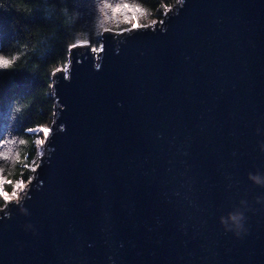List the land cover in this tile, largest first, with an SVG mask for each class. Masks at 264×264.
Segmentation results:
<instances>
[{"label": "water", "instance_id": "1", "mask_svg": "<svg viewBox=\"0 0 264 264\" xmlns=\"http://www.w3.org/2000/svg\"><path fill=\"white\" fill-rule=\"evenodd\" d=\"M100 41L54 72L0 264H264V0H179Z\"/></svg>", "mask_w": 264, "mask_h": 264}, {"label": "trees", "instance_id": "2", "mask_svg": "<svg viewBox=\"0 0 264 264\" xmlns=\"http://www.w3.org/2000/svg\"><path fill=\"white\" fill-rule=\"evenodd\" d=\"M178 1L0 0V59L9 61L0 68V153H8L0 155L4 192L13 193L17 183L34 176L44 139L34 130L53 126L54 72L68 65L70 45L87 39L100 48L104 31L161 23ZM106 4L107 15L101 11ZM4 205L0 197V210Z\"/></svg>", "mask_w": 264, "mask_h": 264}, {"label": "snow or ice", "instance_id": "3", "mask_svg": "<svg viewBox=\"0 0 264 264\" xmlns=\"http://www.w3.org/2000/svg\"><path fill=\"white\" fill-rule=\"evenodd\" d=\"M108 7H111V5L106 4L103 8H101V11L105 12V9ZM117 7H120V6L118 5ZM125 7H127V6L125 5ZM113 11H115V9H113ZM105 15H107L106 12H105ZM101 23L103 24V22H101ZM136 26L137 25H133V27H136ZM88 43H89V41L87 39H82V40L78 41L77 43L70 45L69 52H71V49H75V48L82 47V46H87ZM102 50H103V47H100V48L93 47L92 48V51H95V52H99ZM8 65H9V61H7L5 59H0V68L7 67ZM67 70H68V66H67V64H65L62 67L56 68L55 71L56 72H67ZM27 131L31 132V131H33V129H28ZM41 131L43 132V134L47 133L49 135L50 130L48 128H42ZM45 142H46V139L39 140L40 145H44ZM0 154L7 155L8 153H0ZM4 182H5L4 178L2 176H0V189H2V185ZM16 186L18 189H22L23 187H25L24 182L22 180ZM16 195H17V193H13V197ZM0 197H2L4 200H10L11 199V197H9L8 194L6 192H4L3 190H0Z\"/></svg>", "mask_w": 264, "mask_h": 264}, {"label": "rangeland", "instance_id": "4", "mask_svg": "<svg viewBox=\"0 0 264 264\" xmlns=\"http://www.w3.org/2000/svg\"><path fill=\"white\" fill-rule=\"evenodd\" d=\"M135 25L139 26V24H135ZM99 52H100V51H99ZM41 129H42V128H39V129H36V130H34V131H35V132H38V131H41ZM51 129H52V128H51ZM51 129H49V130H50L49 133L52 131ZM47 136H48V134H47V133H44V139L47 140ZM45 146H46V142H45L44 145H40V144L38 143V158H39L38 163H39L41 157L45 155V152H46V148H45ZM41 153H42V155H41ZM37 166H38V164L36 165V167H37ZM36 167H35V169H36ZM17 184H18V183H17ZM17 184H16V185H17ZM24 185H25V187H23L22 189H18L17 186L15 187V191H14L13 193H17V195L14 196V197H13V193H7L8 196L11 197L10 201H11V200L19 201V200H21V199L25 196L27 190H28L29 187H30V182H28V183H25V182H24ZM17 196H18V198H17Z\"/></svg>", "mask_w": 264, "mask_h": 264}, {"label": "clouds", "instance_id": "5", "mask_svg": "<svg viewBox=\"0 0 264 264\" xmlns=\"http://www.w3.org/2000/svg\"><path fill=\"white\" fill-rule=\"evenodd\" d=\"M20 143L23 144L24 140H20ZM2 155V154H0ZM42 155V153H41ZM25 167H28V165H25ZM250 178L254 179L256 183H261V181L257 178V177H252L250 174ZM3 190V189H0ZM18 198V196H17ZM5 201V207L7 206V204L10 202V200H4ZM228 219H230L233 224H235L237 226V229H240L243 227L241 221L245 219L244 213L243 212H237V213H230ZM222 223L225 222L224 218H221ZM237 235H239V231L236 232Z\"/></svg>", "mask_w": 264, "mask_h": 264}]
</instances>
